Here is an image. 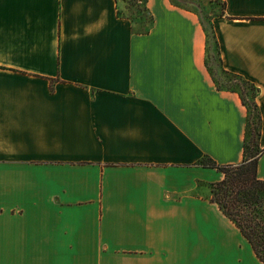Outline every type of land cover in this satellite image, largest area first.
Returning <instances> with one entry per match:
<instances>
[{
    "label": "crops",
    "instance_id": "0c3cea01",
    "mask_svg": "<svg viewBox=\"0 0 264 264\" xmlns=\"http://www.w3.org/2000/svg\"><path fill=\"white\" fill-rule=\"evenodd\" d=\"M224 1L212 23L259 88L264 178V0ZM146 5L137 32L120 0H0V264H264L199 162L243 159L247 109L212 79L198 14Z\"/></svg>",
    "mask_w": 264,
    "mask_h": 264
},
{
    "label": "trees",
    "instance_id": "16d2710c",
    "mask_svg": "<svg viewBox=\"0 0 264 264\" xmlns=\"http://www.w3.org/2000/svg\"><path fill=\"white\" fill-rule=\"evenodd\" d=\"M128 8L133 5V10L139 11L138 21L121 10L120 13L129 17L132 21V27L137 32H145L149 29L153 22V15L146 5V0H126ZM173 2L194 10L200 19L206 34V54L205 65L214 80L216 86L220 89H230L238 92L242 103L247 109L245 134L243 141V159L237 163H216L210 156L204 154L199 158V162L203 165L213 166L223 172V177L210 183L211 199L216 201L223 211L240 229L241 233L250 242L257 257L264 261V178L257 175V161L260 152L259 136L261 132L262 117L258 108L256 95L258 86L248 78H245L238 72L232 71L223 65L217 36L213 27L212 18L215 15L224 13L225 1H220L221 7L219 11L213 12L207 22L195 8H192L188 2L190 0H172ZM215 44L218 66L228 75L225 80L230 78L241 81V88L221 83L216 76V69L211 64V56L209 53L210 40ZM213 61V60H212ZM246 87L251 92V98L247 96ZM252 115H255V123H252Z\"/></svg>",
    "mask_w": 264,
    "mask_h": 264
},
{
    "label": "rangeland",
    "instance_id": "374dc122",
    "mask_svg": "<svg viewBox=\"0 0 264 264\" xmlns=\"http://www.w3.org/2000/svg\"><path fill=\"white\" fill-rule=\"evenodd\" d=\"M188 3L192 8H195L198 12H200L201 16L205 19L206 22L209 16L213 12L215 13L219 11L221 7L220 1L218 0H190V2ZM128 4H129L128 1L120 0V5H121L122 10L127 11V13L129 14L132 13L131 15L135 18L136 15L139 14V11L133 10L134 8L133 5H130V8L126 7L128 6ZM135 20L138 21V17H136ZM209 53L213 60V61L211 60V64L216 69V76L219 78L220 82L224 84L234 85V86L241 88V81L237 79H233V78H230L228 81L225 80V75L227 76L228 74L225 73L224 75V72L221 70V67L218 66L216 48H215V44L212 41V39L210 40ZM246 90H247L248 98H251L252 90L248 89L247 87H246ZM252 117H253L252 123H255V120H256L255 115H252Z\"/></svg>",
    "mask_w": 264,
    "mask_h": 264
}]
</instances>
